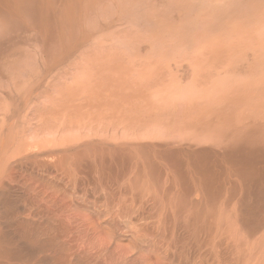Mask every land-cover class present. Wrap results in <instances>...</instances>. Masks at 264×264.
I'll return each instance as SVG.
<instances>
[{
    "label": "bare ground",
    "instance_id": "1",
    "mask_svg": "<svg viewBox=\"0 0 264 264\" xmlns=\"http://www.w3.org/2000/svg\"><path fill=\"white\" fill-rule=\"evenodd\" d=\"M163 1L0 0V264H264L262 58L91 53Z\"/></svg>",
    "mask_w": 264,
    "mask_h": 264
},
{
    "label": "rangeland",
    "instance_id": "2",
    "mask_svg": "<svg viewBox=\"0 0 264 264\" xmlns=\"http://www.w3.org/2000/svg\"><path fill=\"white\" fill-rule=\"evenodd\" d=\"M167 1H169V2L167 3ZM177 1H180V3L179 2L177 3ZM197 1L196 0H186V1L185 0L184 1L183 0H175V2H174V0H171V1L170 0H165V1H163V4H162L163 7H164V4H165V7L164 8L162 7L163 10H161L162 12L164 11L161 14L164 18L162 16L160 18V27H159V29H157V28L155 29L153 26H149V27H151V28L148 27V29H150V31L149 30L148 31L145 30L144 33H138V31H136V33H134V34L132 33L131 36H129V37H127L126 31H123V30H121L119 32H117V31H113L112 33L110 32L111 35L109 33L100 34V36L97 37V39H96V42L99 43V45L96 48H94V50L92 49L91 53H93L94 51L95 52H99V53L100 52L108 53V52H110L112 50V47H117V45H118V44H116L117 41H120L122 39L121 41H125L126 40L125 42H129V43L133 44V46L134 45L136 46V45L140 44V42L149 41V42H146V44H149V45H147L148 47H146V45H145V47L147 49L149 48V50L146 49L147 52L145 51L147 54L150 51L151 47H152V49L154 47L153 50L151 49L152 52L150 51L151 54L153 53V51L155 52L156 49H157V51H158V49L160 50V52L158 51L159 53L156 51L158 54L155 52L156 54L154 55V53H153V56H158V55L162 56V54H163L162 57L165 56V57H172V58H175V57L176 58L177 57L180 58V57H186V56L190 57V58H202V57H204L203 60L207 56L206 58L210 62V64L207 67H208V69H212V70H214L213 63H215L216 67L218 65L220 66V64H218L217 61H218V59L220 61L222 58L225 59V60H227L228 58L234 59L235 57H238V58L242 59V58H244V56L245 57H249V56H247L249 54L250 57H256L257 59L262 58V60L264 61V58H263L264 57V53L262 54L263 56L261 55V53L264 52V0H209V2H208V0H206L208 4L210 3L208 5V7L206 5L207 3L205 2V0H199L200 2L202 1L203 3H200L199 1H198L199 2L198 3ZM220 1L221 2L223 1L224 3L222 2V4H221ZM219 2H220V4H219ZM243 2H246V4L243 3ZM213 3H214V5H213ZM172 4H173V6H172ZM202 4H204V6H206V9H205V7ZM201 5L203 6V9H202ZM220 5H221V7H220ZM166 6H168L167 8H169L170 6L172 7V8H169L170 12H168ZM184 6H185V8H184ZM210 6H212V8ZM239 6H240V8H239ZM194 7H196L197 10L196 9L194 10ZM216 7H219V8L216 9ZM190 8H193L192 9L193 13H192V10L190 11ZM221 8H223V9H221ZM227 8H229V9H227ZM184 10L186 11V14H184L185 13ZM194 12H198V13H194ZM150 13H153V15L150 14L151 18L153 17V19H151V18L150 19L154 20L155 13L152 12V11ZM189 13L194 14V16H195V14L196 15L198 14L197 15V19H195L193 17V19L195 21H192L193 20L191 18L192 14L188 15ZM171 14L176 15V16L174 17ZM179 15H180V17H179ZM210 17L211 18L213 17V18L211 19ZM236 17H237V19H236ZM162 20H163V22H162ZM198 20L199 21L202 20V21L200 23H198L199 22ZM256 20H257V22H256ZM232 21H234L235 26L232 24L233 23ZM194 23H195V25H194ZM242 23H243V25H242ZM161 24L163 25V28L161 27ZM233 27H234V29H233ZM152 28L155 29L157 32L154 33L155 31ZM151 29H152V31H151ZM175 29H176V33L174 32ZM170 30H173L174 33L172 31H170ZM159 31H161V32L163 31L162 34H160ZM185 31H188V32H185ZM149 32H151V33L153 32L152 33V39L154 37L155 40L153 39V41L154 42L157 41V42H155L156 46L158 47V48L156 47V49H155V43L153 41H151L152 40L151 39V33L149 35ZM113 33L115 34V36L113 35ZM157 33H158V35H157ZM136 34H138L139 36L137 35L138 37L136 36V38H135L134 36ZM140 34L141 35L145 34V35L141 36ZM146 34H148V35H146ZM172 34H174V35H172ZM107 35H109V36L107 37ZM112 35H113V37H112ZM132 35H133L134 38L132 37ZM146 36H147V38H145ZM187 36H189L190 38L187 37ZM148 37H150V38H148ZM129 38L131 40H128ZM139 38H140V40H139ZM143 38H145L146 41ZM197 38H199V39H197ZM110 39H111V41H110ZM134 39L135 40L138 39V40L135 41ZM240 40H241V42L243 41L242 43H245V44H242L240 42ZM112 41H114V42H112ZM134 41L136 42V44L133 43ZM150 42H152V44ZM255 42H256V45H255ZM161 43L163 45H161ZM158 45L160 47L161 46H164V47H161L162 49H160ZM168 45L170 46V49H168L169 48ZM149 46H151V47H149ZM167 46H168V48H166L167 49L166 50L165 47H167ZM248 46H250V47H248ZM259 46H260V49H259ZM172 47H174V48H172ZM244 47H245V49H244ZM253 47L255 49H257V50H255ZM251 48H253V49H251ZM198 49H200V50H198ZM233 50H235V51H233ZM199 51H200V53H199ZM253 52H254V54H252ZM233 53H235V54H233ZM257 53H259V55ZM237 54H238V56H237ZM242 54L244 56H241ZM150 55H147V56H150ZM168 55H171V56H168ZM183 55H185V56H183ZM208 56H209V58H208ZM225 56L228 57V58L226 59ZM258 57H260V58H258ZM215 59H217V60H215ZM148 215H151V214H147V216Z\"/></svg>",
    "mask_w": 264,
    "mask_h": 264
}]
</instances>
